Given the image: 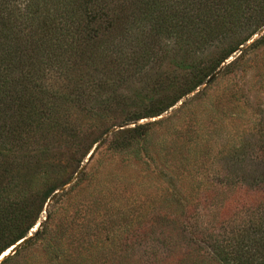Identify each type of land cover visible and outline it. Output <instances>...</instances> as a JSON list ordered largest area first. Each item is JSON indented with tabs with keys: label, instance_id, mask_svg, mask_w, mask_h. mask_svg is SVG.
Instances as JSON below:
<instances>
[{
	"label": "rangeland",
	"instance_id": "obj_1",
	"mask_svg": "<svg viewBox=\"0 0 264 264\" xmlns=\"http://www.w3.org/2000/svg\"><path fill=\"white\" fill-rule=\"evenodd\" d=\"M160 4L159 23L134 22L142 0H113L109 6L118 23L153 45L147 61L140 57L130 71L115 74L117 93L138 111L174 96L196 63L241 42L264 18V0H235L236 22L223 35L210 46L180 47L176 41L189 33L187 15L175 30L188 8L177 0ZM188 15L198 18L194 11ZM263 35L264 27L253 39ZM253 39L162 116L138 122L123 123L121 109H107L95 98L79 99L75 77L50 72L45 111L34 116L38 126L23 134L25 143L8 141L3 160L11 166L12 196L41 191L48 198L29 236L0 260L11 255L5 264H219L206 261L210 249L191 231L221 228V216L215 220L210 212H227L231 197L239 204L223 177L259 174L264 167V38L250 46ZM133 51L132 63L139 56ZM87 74L86 83L100 77ZM62 94L70 99H59ZM144 122H151L144 134L119 137V129Z\"/></svg>",
	"mask_w": 264,
	"mask_h": 264
},
{
	"label": "trees",
	"instance_id": "obj_2",
	"mask_svg": "<svg viewBox=\"0 0 264 264\" xmlns=\"http://www.w3.org/2000/svg\"><path fill=\"white\" fill-rule=\"evenodd\" d=\"M112 1L0 0V257L29 236L36 224L32 219L37 217V210L42 211L48 198L41 191L32 194L26 191L12 196L14 186L11 166L3 160L10 151L6 147L8 141L21 140L25 143L27 137L23 134H28L33 127L38 126L34 116L45 111L47 102L44 97L49 91L47 80L50 72L58 73L65 80H74L75 77L79 99L95 98L107 109H121L125 113L123 123L138 122L143 118L162 116L185 96L208 82L209 77L229 56L239 50L241 45H246L264 27L263 18V22L241 42L211 58L209 62L196 63L193 67L198 68H191L190 74L178 84L174 96L138 111L133 107L135 104L132 106L117 93L120 84L115 74L122 75L124 71H130L138 65L140 57L147 61L146 57L151 55L153 45L133 33L132 27L116 21L110 14ZM162 1L142 0L144 6L134 22L147 20L159 23L163 18L158 9ZM177 1L179 7L188 8L187 13L181 16L179 29L175 28V31L181 30L183 18L187 15L186 28L189 33L183 32L176 41L180 47L193 43L201 47L210 46L219 35L225 33V29L234 25L236 19L233 12L239 11L236 8L233 11L235 0ZM190 11H194L198 18L190 17ZM179 12L184 13L181 9ZM153 26L156 28V25ZM263 38L253 39L250 46L261 42ZM132 49L139 53L133 63L132 58L136 54H133L134 51L131 54ZM186 66L190 69L191 65ZM88 71L100 77L87 84L84 78ZM177 83L176 80L171 82ZM110 89L113 91L109 92ZM106 92L109 93L108 97ZM52 97L50 93L49 98ZM62 98L70 99L64 94L59 97ZM149 123H137L133 127L119 129V137L123 140L140 136L147 130ZM260 156L264 164V149ZM232 173L223 177L221 183L228 184L229 189L234 188L237 194L233 193L232 196L238 195L239 204L234 206L235 197H231L225 207L227 212H210L215 220L221 216V228L212 224L209 228L206 226L202 234L199 233L202 231L200 229L193 228L191 232L210 249L207 262L211 257L219 264H264V167L259 174L255 171L243 172V176L234 178ZM238 178L242 183L238 182ZM234 183L240 186L239 189L233 186ZM64 184L61 183L60 187ZM239 205L241 208L238 211ZM234 213L240 214V217L235 218ZM10 258L11 255L5 257L0 264H5Z\"/></svg>",
	"mask_w": 264,
	"mask_h": 264
},
{
	"label": "bare ground",
	"instance_id": "obj_3",
	"mask_svg": "<svg viewBox=\"0 0 264 264\" xmlns=\"http://www.w3.org/2000/svg\"><path fill=\"white\" fill-rule=\"evenodd\" d=\"M10 250H11V248H10ZM6 253H8V250H7L6 252H4V254H3V255H5ZM3 255H2V257H3ZM2 257H0V259H1Z\"/></svg>",
	"mask_w": 264,
	"mask_h": 264
},
{
	"label": "water",
	"instance_id": "obj_4",
	"mask_svg": "<svg viewBox=\"0 0 264 264\" xmlns=\"http://www.w3.org/2000/svg\"><path fill=\"white\" fill-rule=\"evenodd\" d=\"M14 248V247H13ZM12 249V248H11ZM0 261H2V260H0Z\"/></svg>",
	"mask_w": 264,
	"mask_h": 264
}]
</instances>
